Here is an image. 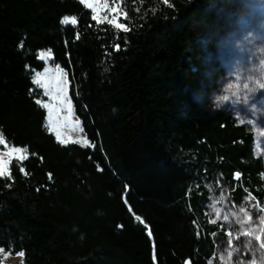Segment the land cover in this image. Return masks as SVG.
Returning <instances> with one entry per match:
<instances>
[{"label": "trees", "instance_id": "obj_1", "mask_svg": "<svg viewBox=\"0 0 264 264\" xmlns=\"http://www.w3.org/2000/svg\"><path fill=\"white\" fill-rule=\"evenodd\" d=\"M119 1L128 31L80 0H0V133L27 149L0 176V247L23 253L12 264H208L224 227L205 214L203 177L231 205L264 197L254 135L210 100L205 64L222 10L246 0ZM43 49L93 146L49 130L32 79Z\"/></svg>", "mask_w": 264, "mask_h": 264}, {"label": "rangeland", "instance_id": "obj_2", "mask_svg": "<svg viewBox=\"0 0 264 264\" xmlns=\"http://www.w3.org/2000/svg\"><path fill=\"white\" fill-rule=\"evenodd\" d=\"M106 3L108 7L99 13L100 18L103 20L107 16L112 19L118 14L119 22L123 23L121 19L125 17V11L121 8L120 1L106 0ZM113 8L117 9L116 13L109 12ZM89 9L94 15L93 10ZM220 20L210 33L211 46L206 52L207 72H210V82L214 83L209 88V97L216 107L230 112L238 123L244 124L253 133L254 155L261 157L264 165V0L236 2L227 11L222 10ZM48 52L47 49L38 52L37 58L44 65L41 69H34L32 73L33 82L40 80L39 84L34 82L42 91L38 101L42 106L47 105L43 106L46 124L62 144L86 146L87 141V145L93 146L76 114L74 93L66 70L54 64L51 55L41 58L42 53ZM37 74H40L39 77ZM7 145H0V159L5 162L6 167L10 159L26 155L11 152L13 147L24 148ZM202 185L208 190V202L204 205L208 220H216L224 227V237L218 243L217 260L210 259L208 264H252L253 259L255 264H264V250H259V242L253 239L252 251L246 249L244 245L249 237L241 235L236 216L232 215L236 213L246 221L245 230L249 225L256 229L264 228L261 223V217H264V197L258 199L251 196L254 198L252 199L248 195L242 202L231 205L227 199L226 186L220 180L216 182L218 189L213 180L206 176L202 179ZM213 205L219 210V218ZM241 208L249 213L250 221L240 212ZM225 215L229 216L227 221L223 219ZM228 232L232 234L231 248L235 249L231 256L228 255ZM256 234L264 239V233L257 231ZM238 235L240 238L236 239ZM19 254H11L0 247V262L12 264L22 261V255Z\"/></svg>", "mask_w": 264, "mask_h": 264}, {"label": "snow or ice", "instance_id": "obj_3", "mask_svg": "<svg viewBox=\"0 0 264 264\" xmlns=\"http://www.w3.org/2000/svg\"><path fill=\"white\" fill-rule=\"evenodd\" d=\"M163 2H164V4H168L169 6H171L169 4V0H163ZM81 3H84L87 7L91 8L93 10L94 15L92 16V19L95 20L98 24L99 23H103V22H107L109 25H111L112 27H114L117 30H124V31H128L129 30L128 27L124 23L119 22L120 21V17H119L118 14L114 15L112 19H108L107 16H105L103 20L100 18L99 13L102 12L104 9H106L108 7L107 3H106V0H104V3H101V0H81ZM109 12L110 13H116L117 9H115V8L109 9ZM124 18L127 19V15L126 14H125ZM61 23L62 24L71 23V24L75 25L77 23V21H76V19L74 17H71V18L70 17H64L61 20ZM76 38L79 39V35L78 34H77ZM20 46L23 47L22 44ZM116 49L119 50V46L118 45L116 46ZM45 55L50 56L51 55L50 50H49L48 53H42L41 54V58H43ZM37 75L39 77L40 74H37ZM34 82L39 84L40 80L37 79ZM37 103H41V102L37 101ZM68 103H70V101H68ZM43 106L47 107L46 104L43 105ZM87 144H88V142L85 141V145L86 146H87ZM0 145H4L5 147L8 146L7 145V141L5 140V138H4L2 133H0ZM11 152L23 154V153L27 152V149H21V148L13 147L11 149ZM19 159H21V160L27 159V156L26 155H21L19 157ZM21 171L23 172L24 169L21 168ZM4 175H8L10 177L11 173L7 170L5 162L2 159H0V176H4ZM49 178H51V174H49ZM236 178L239 179V173L236 174ZM249 198H252L250 194H249ZM223 199H224L223 196H221V201H223ZM252 199H254V198H252ZM213 208H214V210L217 213V218H219V210L215 209V205H213ZM240 212L243 213L244 216L247 217L248 220L250 221L251 217L249 216V213L244 208H241ZM232 215L236 216V222L240 225V228H241V235L249 237V239L246 241L244 247L246 249H248L249 251H252V241H253V239H255L256 241L259 242V250H264V239H262L261 235L256 234L257 231H259L261 233H264V228L256 229V228L252 227L251 225H249L248 229L245 230L246 221L244 219H242L240 216H238L236 213H232ZM137 219L139 220L140 218L137 217ZM223 219L225 221H227L229 219V216L225 215L223 217ZM211 222L212 223H216V220H212ZM261 223L264 224V217H261ZM148 235L151 236V231L150 230L148 231ZM228 236H229V240H228V244H229L228 255L231 256L233 251H235V249L231 248V245H232V234H231V232H228ZM239 238H240V236L238 235L236 237V239H239ZM19 255H23V253H20ZM254 255H255V253H254ZM189 264H190V262H189ZM252 264H255V259H253Z\"/></svg>", "mask_w": 264, "mask_h": 264}, {"label": "water", "instance_id": "obj_4", "mask_svg": "<svg viewBox=\"0 0 264 264\" xmlns=\"http://www.w3.org/2000/svg\"><path fill=\"white\" fill-rule=\"evenodd\" d=\"M189 262H190V264H192L191 261H190V259L187 258V259H185L184 264H189Z\"/></svg>", "mask_w": 264, "mask_h": 264}]
</instances>
